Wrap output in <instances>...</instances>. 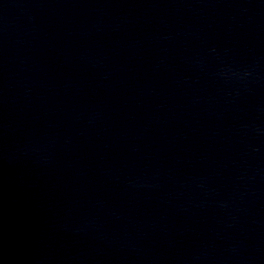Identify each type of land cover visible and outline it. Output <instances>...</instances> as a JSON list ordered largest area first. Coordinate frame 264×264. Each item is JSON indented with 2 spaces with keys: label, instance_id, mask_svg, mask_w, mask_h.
Returning <instances> with one entry per match:
<instances>
[{
  "label": "water",
  "instance_id": "water-1",
  "mask_svg": "<svg viewBox=\"0 0 264 264\" xmlns=\"http://www.w3.org/2000/svg\"><path fill=\"white\" fill-rule=\"evenodd\" d=\"M0 264H264V0H0Z\"/></svg>",
  "mask_w": 264,
  "mask_h": 264
}]
</instances>
